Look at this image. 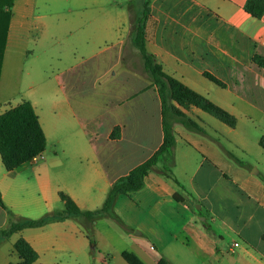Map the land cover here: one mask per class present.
Listing matches in <instances>:
<instances>
[{"label":"crops","instance_id":"crops-1","mask_svg":"<svg viewBox=\"0 0 264 264\" xmlns=\"http://www.w3.org/2000/svg\"><path fill=\"white\" fill-rule=\"evenodd\" d=\"M112 2L120 9L107 29L116 41L104 68L101 70L97 57L91 56L62 71L55 77L61 97L58 100L37 98L32 89L26 92L28 97L22 102L32 105L46 145L47 131L56 136L64 126L74 130L70 136L77 139L61 150L63 160L56 152L52 157L45 156L44 150L31 162L8 172L0 158V195L7 209L0 208V232L9 225L10 216L29 219L22 207L34 209L43 214L41 217L55 213L52 206L60 201L59 193L82 211L101 208L110 186L148 160L163 142L159 96L135 68L138 61L142 66L133 45L142 0H123L128 5L124 7L120 0ZM245 2L153 0L145 28V48L166 75L234 116L235 127L224 133L237 136L239 149L248 156L245 138L254 131L264 137V68L253 62L254 57L264 60V15L260 20L252 18L244 11ZM92 3L100 6L98 1ZM14 9L15 0L2 55L0 85L8 47L22 37L18 31L22 22L11 24ZM124 14L128 27L122 35ZM122 53L127 58V70L118 72L105 87H97V81L117 67ZM14 54L11 62L28 61L27 51ZM204 73L215 77L223 87L209 81ZM60 106L64 116L56 114ZM180 110L202 125H198L202 132H195L173 124L172 162L166 166L185 191L157 168L144 179L140 190L116 197L112 215L120 212L122 201L123 215L119 218L128 234L126 240L120 236L117 240L130 248L120 249V256L123 252L133 253L143 264H157L160 257L170 264H203L215 254L218 258L231 254L234 264H264V175L252 171L264 162V150L258 143L262 137L257 141L255 164H249L227 151L217 138L224 137L217 129H213L217 137L204 129L210 126L204 121L206 113L193 107ZM115 128H119V137L113 140L110 134ZM70 161L77 165L78 185L64 190L51 182L49 174ZM55 174L62 181L67 170L62 168ZM30 180L36 195L20 200L18 186L22 184L27 190ZM102 225L105 229H96V237L114 239L110 226ZM79 227L82 225L78 219L69 218L24 229L8 239L12 245L19 238L25 240L42 264L41 254L82 246L83 235L79 239L75 236ZM4 241L0 237V246ZM106 261L100 252L94 256V264Z\"/></svg>","mask_w":264,"mask_h":264},{"label":"rangeland","instance_id":"rangeland-1","mask_svg":"<svg viewBox=\"0 0 264 264\" xmlns=\"http://www.w3.org/2000/svg\"><path fill=\"white\" fill-rule=\"evenodd\" d=\"M93 1L100 2V6L93 4ZM120 1L122 7L127 5L123 0ZM119 9L114 6L112 0H15V17L11 24L15 26L16 22H22L23 27L18 30L21 32L22 37L17 42H11L8 47V57L2 78L3 83L0 85V115L26 100L28 97L26 92H29L30 89L34 91L37 98L61 99L58 86L55 84V77L66 69L76 67L91 56L97 57L102 70L106 58L114 52L110 47L115 43L116 38L107 29L113 19L116 18ZM127 27L128 19L125 17V23L121 28L122 35H125L124 32ZM23 51H27L28 61L26 63L11 62L12 54ZM126 59L122 53L117 67L101 77L97 81V87H105L118 72L127 70ZM135 68L138 70V75L143 77L144 74L139 61ZM73 100L77 102L79 98L74 97ZM95 108L98 109L97 106ZM58 113L64 116V110L61 106L56 110V114ZM203 116L205 123L212 127L205 125L203 126L204 129L213 136H215L213 129H217L224 137H217L218 135L215 137L224 144L231 155L249 164H255V151L258 150L257 141L262 137L260 132H251L250 136L245 138L246 148L250 154L246 156L239 149L237 136L224 133V130H229V127L209 115ZM187 117L197 125H201L199 121L194 120L191 116ZM63 129L58 135L52 136L45 128L48 134L45 156L52 157L53 152H56L59 158L63 160L64 155L61 154V150L76 142L77 138L70 136L75 131L69 130L65 126ZM62 168L67 170V174L60 181L55 173ZM161 168L162 165L158 169ZM61 169L50 170L51 182L64 190L70 189V187L75 188L78 185L76 182V163L70 161L68 165L64 164ZM252 171H259L261 175H264V162L257 168H253ZM21 186L22 184L18 186L20 200L27 201L33 194L36 195L37 190L32 180H30L27 190ZM52 207L55 213L63 211V205L60 201H57ZM119 207H121L120 212L111 215L108 220L99 219L97 220L98 223H93L90 239L86 237L84 228L79 227V232L75 236L79 239L81 234L83 235L82 246L75 248L69 246L66 249H57L49 254H41V263L94 264V256L100 252L107 257V261L100 264H127L121 258L119 251H121L120 249H130L129 244L126 245L117 240L119 236L126 240L128 235L125 232L122 220L119 218H122L123 215L122 201H120ZM21 209L26 218L29 217V219H38L43 215L37 214L30 207H22ZM102 224L110 226L114 239L96 237V229L99 230L100 226L105 229ZM94 245L97 246L92 248ZM131 249L136 251L135 248ZM231 258H233L231 254H226L221 258H218L215 254V258L204 261L203 264H234ZM17 262L18 255L13 250L11 240L5 239L0 246V264Z\"/></svg>","mask_w":264,"mask_h":264},{"label":"trees","instance_id":"trees-1","mask_svg":"<svg viewBox=\"0 0 264 264\" xmlns=\"http://www.w3.org/2000/svg\"><path fill=\"white\" fill-rule=\"evenodd\" d=\"M152 1L142 0V12L135 21L133 45L141 60L143 77L155 87L160 99L163 123V142L160 148L148 160L132 169L127 175L119 178L110 186L101 208L95 211H82L68 196L59 193V200L63 204L62 212L48 213L37 220L15 219L10 216L9 225L0 232L2 239H8L24 229L41 228L49 223L64 221L69 218L78 219L85 230L86 237L90 239L93 222L98 219L111 218L115 198L140 190L144 185V179L155 169L159 168L160 165H162L161 173L172 179L181 191H185L174 180L171 176L170 168L166 166V164L169 165L172 162V150L175 143L173 124L174 122L179 123L195 132H202V129L180 109L189 110L193 107L229 128L235 127L236 119L234 116L178 80L166 75L161 66L155 61L154 56L146 51L145 28ZM12 6L13 0H0V69ZM244 11L252 18L260 20L264 15V0H246ZM253 62L264 68V60L262 58L254 57ZM203 76L217 86L223 87V84L212 75L204 73ZM118 137L119 128H115L111 132L110 138L114 140L118 139ZM258 143L264 150V137ZM45 147V135L38 117L29 102H22L0 115V158L6 171L11 172L31 162L44 152ZM175 199L178 200V197L175 196ZM0 208L7 210L1 195ZM13 250L18 255V262L8 264H40L38 263L37 253L22 238L14 242ZM121 258L127 264H143L133 253L123 252ZM157 264L170 263L165 258L160 257Z\"/></svg>","mask_w":264,"mask_h":264},{"label":"built area","instance_id":"built-area-1","mask_svg":"<svg viewBox=\"0 0 264 264\" xmlns=\"http://www.w3.org/2000/svg\"><path fill=\"white\" fill-rule=\"evenodd\" d=\"M34 159H35V158H34ZM34 159H33V160H34ZM236 246H237V244H234V247H236Z\"/></svg>","mask_w":264,"mask_h":264}]
</instances>
